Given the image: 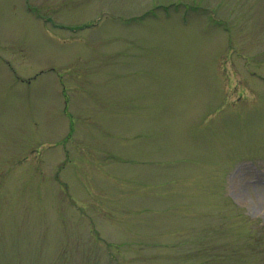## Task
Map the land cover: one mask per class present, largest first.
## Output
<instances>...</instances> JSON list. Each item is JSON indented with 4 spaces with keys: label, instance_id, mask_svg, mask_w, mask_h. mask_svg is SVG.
<instances>
[{
    "label": "rangeland",
    "instance_id": "374dc122",
    "mask_svg": "<svg viewBox=\"0 0 264 264\" xmlns=\"http://www.w3.org/2000/svg\"><path fill=\"white\" fill-rule=\"evenodd\" d=\"M0 264H264V0H0Z\"/></svg>",
    "mask_w": 264,
    "mask_h": 264
}]
</instances>
